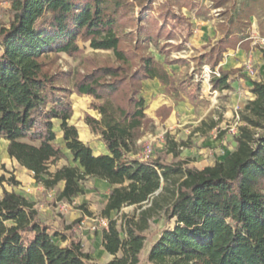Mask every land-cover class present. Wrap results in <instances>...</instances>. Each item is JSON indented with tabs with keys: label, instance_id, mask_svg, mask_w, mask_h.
<instances>
[{
	"label": "trees",
	"instance_id": "trees-1",
	"mask_svg": "<svg viewBox=\"0 0 264 264\" xmlns=\"http://www.w3.org/2000/svg\"><path fill=\"white\" fill-rule=\"evenodd\" d=\"M196 8L191 0H7L2 9L0 139L7 141L6 154L32 174L43 199L51 192L55 201L70 203L88 179L110 186L101 212L106 226L95 233L111 258L105 264H264V82H252L253 99L240 112L234 150L212 166L166 162L168 155L178 158L185 143L169 141L163 153L147 158L138 143L154 126L144 114V81H157L175 101L196 98L192 78L181 80L165 69L185 64L170 61L169 50L179 48L172 41L192 37L196 27L180 11ZM212 8L220 10L219 38L193 60L194 67L214 72L227 51H250V31L263 35L264 0H214ZM78 41L110 51L114 65L75 75L68 88L70 74L49 73L41 59L59 53L78 57ZM237 73L218 68L209 83L229 90V77ZM72 94L102 101L91 103L99 119L86 115L84 121L105 153L94 155L69 123ZM163 112L166 117L171 108L162 106L156 117ZM55 122L63 148L56 143ZM63 149L73 166L51 173L50 165L65 158ZM3 183L19 185L1 175ZM126 207L133 208L131 214L110 219L111 212ZM155 221L162 227L142 258ZM51 230L29 197L2 193L0 264H96L73 233ZM58 236L64 245L53 242Z\"/></svg>",
	"mask_w": 264,
	"mask_h": 264
},
{
	"label": "rangeland",
	"instance_id": "rangeland-1",
	"mask_svg": "<svg viewBox=\"0 0 264 264\" xmlns=\"http://www.w3.org/2000/svg\"><path fill=\"white\" fill-rule=\"evenodd\" d=\"M196 9L180 12L195 25L196 29L192 37L186 41H172L173 46L169 50L170 61H184L185 64H174L165 66L170 75H175L183 80L192 78L198 85L195 91L194 102L187 99L175 101L164 93V88L157 81H144L141 85V96L144 99V114L154 123L153 128L144 131L141 143L142 157L157 156L163 153L169 141L179 145L185 143L184 147H179V156L174 159L168 155L165 160L168 163L182 162L188 168L202 169L220 162L234 150V138L238 134V127L241 126L240 112L244 105L252 99L250 89L252 82H264V33L260 35L250 31V51L237 48L229 50L223 55L222 61L212 72L208 66L200 68L194 67V58L204 54L208 47L216 41L219 36L216 32L220 10L212 8L214 0H191ZM7 5V0H0V24L3 23L1 17L2 9ZM77 46L82 51L78 57H69L66 54H47L41 61L45 64V69L49 73L65 72L70 77L65 86L70 88L75 75L92 71L100 66L114 65V58L110 51L94 50L89 43L77 42ZM155 59L162 62L163 57L159 56L153 49L150 50ZM218 68L224 71L238 70V73L229 77V90L217 91L212 89L209 81L212 74ZM72 109V118L69 121L78 133L79 139L88 144L94 155L105 153V148L100 142L98 135L92 133L85 124V116L99 119V115L91 108V103L101 104L102 101H93L90 97L69 96ZM114 105V103H112ZM165 106L171 108V112L165 117V112L161 113L162 118L155 115L157 109ZM164 117V118H163ZM60 123L55 122L56 143L63 148L61 138ZM0 139V176L6 179L13 177L19 183L16 187H11L6 183L0 185V197L4 191L22 194L29 197L36 203L41 217L46 220L53 230L64 234L73 233L76 241L82 245L83 251L88 253L93 263L105 264L111 258L107 256L101 248V236H95L96 232L105 227L106 219L101 216V212L107 201L109 187L105 182L97 179H88L82 185L83 193L74 198L70 203L66 201H55L54 193H47L43 199L42 187L36 185L32 174L20 167L14 160H11L6 150L3 151V144ZM64 159L50 165L49 171L53 173L62 166H73L72 158L68 151L63 149ZM83 205L85 210L79 209ZM87 211L90 216L86 214ZM132 207L123 208L120 213L115 211L110 213V219H117L121 213L131 214ZM77 224H74L76 223ZM162 222H154L151 225V235L141 252L143 258L151 243L157 239L156 232L162 227ZM70 230H67L68 228ZM70 239L67 240L68 243ZM57 245H64L60 237L53 238Z\"/></svg>",
	"mask_w": 264,
	"mask_h": 264
},
{
	"label": "bare ground",
	"instance_id": "bare-ground-1",
	"mask_svg": "<svg viewBox=\"0 0 264 264\" xmlns=\"http://www.w3.org/2000/svg\"><path fill=\"white\" fill-rule=\"evenodd\" d=\"M1 143L3 144V151L6 150V147H7V141L2 140Z\"/></svg>",
	"mask_w": 264,
	"mask_h": 264
},
{
	"label": "crops",
	"instance_id": "crops-1",
	"mask_svg": "<svg viewBox=\"0 0 264 264\" xmlns=\"http://www.w3.org/2000/svg\"><path fill=\"white\" fill-rule=\"evenodd\" d=\"M251 97H252V95H251ZM252 99H253V98H252ZM252 99H251V100H252ZM98 155H99V154H98ZM99 181H100V180H99ZM102 182H103V181H102ZM62 187H63V184H60V185H59V188L61 189Z\"/></svg>",
	"mask_w": 264,
	"mask_h": 264
},
{
	"label": "built area",
	"instance_id": "built-area-1",
	"mask_svg": "<svg viewBox=\"0 0 264 264\" xmlns=\"http://www.w3.org/2000/svg\"><path fill=\"white\" fill-rule=\"evenodd\" d=\"M106 226V225H105Z\"/></svg>",
	"mask_w": 264,
	"mask_h": 264
}]
</instances>
